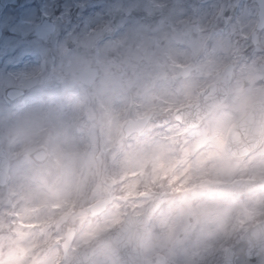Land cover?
Wrapping results in <instances>:
<instances>
[{"label":"clouds","instance_id":"obj_1","mask_svg":"<svg viewBox=\"0 0 264 264\" xmlns=\"http://www.w3.org/2000/svg\"><path fill=\"white\" fill-rule=\"evenodd\" d=\"M0 264H264V0H0Z\"/></svg>","mask_w":264,"mask_h":264}]
</instances>
